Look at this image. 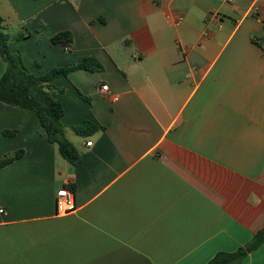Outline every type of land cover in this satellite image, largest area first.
Wrapping results in <instances>:
<instances>
[{
    "label": "crops",
    "instance_id": "crops-1",
    "mask_svg": "<svg viewBox=\"0 0 264 264\" xmlns=\"http://www.w3.org/2000/svg\"><path fill=\"white\" fill-rule=\"evenodd\" d=\"M0 17L30 32L10 50L35 75L103 67L52 91L77 166L0 102V161L23 152L0 168V264H207L264 229V0H0ZM84 122L97 131L75 134ZM64 187L78 209L58 216Z\"/></svg>",
    "mask_w": 264,
    "mask_h": 264
},
{
    "label": "trees",
    "instance_id": "trees-1",
    "mask_svg": "<svg viewBox=\"0 0 264 264\" xmlns=\"http://www.w3.org/2000/svg\"><path fill=\"white\" fill-rule=\"evenodd\" d=\"M30 32L24 30L14 36L6 33L3 19L0 17V58L6 69L0 78V102L14 107L32 111L41 127L46 132L48 141L57 144L60 154L73 166L81 162V153L67 138V128L63 124L64 108L52 96V91L60 90L55 86V81L61 77H68L71 72L85 70L100 72L102 64L95 57H85L77 64H68L52 68L44 75H35L29 71L20 52L10 50L11 41H20L28 38ZM52 43L60 45L63 49L72 47L74 35L70 31H63L52 37ZM84 101L90 98L81 92L74 94ZM97 126L91 122L72 127V131L79 136H90L97 131ZM22 151L6 156L0 161L3 168L22 157ZM264 245V229L256 233L253 239L234 252H219L207 264H241L249 254L257 251Z\"/></svg>",
    "mask_w": 264,
    "mask_h": 264
},
{
    "label": "built area",
    "instance_id": "built-area-1",
    "mask_svg": "<svg viewBox=\"0 0 264 264\" xmlns=\"http://www.w3.org/2000/svg\"><path fill=\"white\" fill-rule=\"evenodd\" d=\"M234 0H226L227 3H232ZM181 22V20L179 21ZM109 87L107 85H104L101 87V90L106 93L108 91ZM92 142H88L87 146H91ZM55 204H56V214L58 216H67L75 211H77V203H76V193L69 187H64L60 189L55 198ZM3 213V211H0Z\"/></svg>",
    "mask_w": 264,
    "mask_h": 264
}]
</instances>
